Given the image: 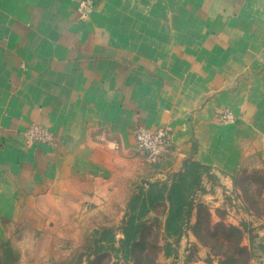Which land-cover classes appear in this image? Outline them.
<instances>
[{"label": "crops", "instance_id": "obj_1", "mask_svg": "<svg viewBox=\"0 0 264 264\" xmlns=\"http://www.w3.org/2000/svg\"><path fill=\"white\" fill-rule=\"evenodd\" d=\"M80 1L0 0V245L84 211L122 219L189 162L230 187L264 150V0H94L88 19ZM137 127L168 131L157 166ZM152 204L165 220V193Z\"/></svg>", "mask_w": 264, "mask_h": 264}, {"label": "rangeland", "instance_id": "obj_2", "mask_svg": "<svg viewBox=\"0 0 264 264\" xmlns=\"http://www.w3.org/2000/svg\"><path fill=\"white\" fill-rule=\"evenodd\" d=\"M91 1V11L83 14V19H88L94 9L95 2ZM138 156L141 163L152 168L164 155L157 160H150L141 152ZM206 171L197 169L198 177L189 193L192 200L203 205L212 222L222 221L242 229L241 244L248 253L243 256L245 264H264V150L244 156L230 187L216 184L215 176ZM162 192L159 186V192H154L152 200ZM137 198L130 197L131 202L126 204L122 219H103L101 215L97 217L84 211L78 214V218L56 220L51 227L42 230L32 232L23 227L19 235L12 234L6 243L0 245V264H199L198 261L202 260L210 263L214 260V264H218L216 258L208 259V254L212 253L210 248L187 246L182 239L176 250L180 235L171 241L172 236L165 233V220L146 218L148 211L139 218L142 210H139ZM133 203V213L138 218L130 224L128 215L132 213ZM196 213V208L192 209L188 221L181 227L190 230ZM185 214L182 212L177 216ZM110 215L116 217L117 208ZM203 221L200 222L204 228ZM123 229L134 236L131 246L121 243L124 240ZM96 231H99L98 235H95ZM107 232L110 235L113 232V235H107ZM199 232L202 241H211L205 230L201 228ZM172 243L175 246H171ZM222 251L227 255L224 249ZM223 261L228 262V259Z\"/></svg>", "mask_w": 264, "mask_h": 264}, {"label": "trees", "instance_id": "obj_3", "mask_svg": "<svg viewBox=\"0 0 264 264\" xmlns=\"http://www.w3.org/2000/svg\"><path fill=\"white\" fill-rule=\"evenodd\" d=\"M197 169L206 170V168L197 163H186L182 172L171 177L169 185H166V183L161 185L163 192L158 196V198H162L165 193L166 200L169 205L168 214L165 219V233L170 236L178 237L184 229V227H181L182 224L188 221L187 217H190L192 209L196 208V220L192 226H190V231L200 245L211 249L212 253L208 254V259L214 257L217 259L218 264H245L243 256L248 253L247 248L241 244L242 229L239 226L225 224L222 221L212 222L210 214L205 210L203 205L201 203L196 204L192 200V196H190L189 193L191 186L194 184L193 181H195L198 177L196 174ZM190 179H192L191 183H189ZM154 192H159V187L156 183L150 185L142 198V195L134 196L138 197L137 200L139 201V205L141 207L139 210H142L139 218L146 211H148V208L153 206L152 196ZM130 210L132 213L128 215V217L131 224L133 222L135 223V219L138 218V216L133 213L135 210V203H133ZM182 212H186L187 214L180 217L177 216V214ZM201 214H203L204 218L203 216L201 217ZM201 220H204V228L201 225ZM201 228L202 230H205V234L208 236L209 240H211L210 242L201 240L199 232ZM94 233L95 235H98L99 231ZM111 234L113 235V232H111ZM122 234L124 236V240L121 241V243H126L131 246L134 241V236L128 234L125 229L122 230ZM107 235L110 234L107 232ZM111 238L113 239V237ZM222 249L227 252V255L223 253L224 251H222ZM224 258H227L228 262H224Z\"/></svg>", "mask_w": 264, "mask_h": 264}, {"label": "built area", "instance_id": "obj_4", "mask_svg": "<svg viewBox=\"0 0 264 264\" xmlns=\"http://www.w3.org/2000/svg\"><path fill=\"white\" fill-rule=\"evenodd\" d=\"M92 8L91 0H81L78 4V12L81 17L83 14L89 13ZM217 116L220 121L232 122L233 114L228 109H221ZM134 139L139 151L147 155L150 160H157L162 157L170 146V136L165 128L149 129L145 127H137L134 130ZM29 136L32 140H49L50 135L47 131L38 132L37 128L30 129Z\"/></svg>", "mask_w": 264, "mask_h": 264}]
</instances>
